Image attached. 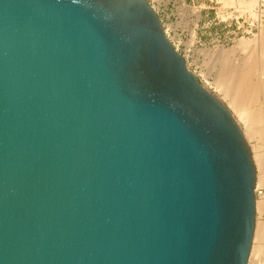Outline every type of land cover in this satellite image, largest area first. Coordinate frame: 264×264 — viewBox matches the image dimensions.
I'll use <instances>...</instances> for the list:
<instances>
[{"label":"water","instance_id":"1","mask_svg":"<svg viewBox=\"0 0 264 264\" xmlns=\"http://www.w3.org/2000/svg\"><path fill=\"white\" fill-rule=\"evenodd\" d=\"M256 186L150 0H0V264H248Z\"/></svg>","mask_w":264,"mask_h":264},{"label":"rangeland","instance_id":"2","mask_svg":"<svg viewBox=\"0 0 264 264\" xmlns=\"http://www.w3.org/2000/svg\"><path fill=\"white\" fill-rule=\"evenodd\" d=\"M150 1L160 15L167 35L186 57L188 67L226 104L214 83L217 73L213 59L215 48L231 47L241 38H253L259 29H264V0H257L254 6L257 16L252 10L243 8L240 0ZM261 44L258 45L260 49L264 46ZM260 172L257 167V174ZM256 194L257 199H264L263 184L256 187ZM262 211H257L256 218L262 214L260 217L264 220V207ZM248 264H264V254L253 255Z\"/></svg>","mask_w":264,"mask_h":264},{"label":"bare ground","instance_id":"3","mask_svg":"<svg viewBox=\"0 0 264 264\" xmlns=\"http://www.w3.org/2000/svg\"><path fill=\"white\" fill-rule=\"evenodd\" d=\"M256 2L240 0L243 8L252 10L255 16L257 13L253 9ZM259 31L255 37L241 38L238 44L231 47L217 46L213 55L214 64L217 65L215 87L241 123L254 161L261 170L257 174L256 187L259 183L264 185V46L263 49L258 48L259 44H264V29ZM263 207L264 199H257L256 208L259 213L263 212ZM260 215L256 218L250 258L264 254V220Z\"/></svg>","mask_w":264,"mask_h":264}]
</instances>
